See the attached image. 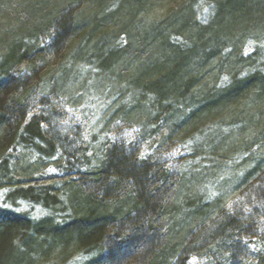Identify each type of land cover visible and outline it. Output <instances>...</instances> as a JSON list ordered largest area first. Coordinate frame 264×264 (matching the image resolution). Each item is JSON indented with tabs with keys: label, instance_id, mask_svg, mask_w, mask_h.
<instances>
[{
	"label": "trees",
	"instance_id": "trees-1",
	"mask_svg": "<svg viewBox=\"0 0 264 264\" xmlns=\"http://www.w3.org/2000/svg\"><path fill=\"white\" fill-rule=\"evenodd\" d=\"M43 1L51 13L43 24L56 28L51 47L64 50L66 41L81 33L83 42L69 57L73 66L91 51L101 69L127 82L134 120L164 126L168 132L161 142L192 141L188 156L200 157L199 172L214 170L217 182L228 187L239 171L246 179L264 167V70L240 67L252 58L242 55L241 42L264 38V0H207L213 8L206 22L197 19L195 0H187L161 19L126 28L122 46L114 45L124 29L109 27L119 17L108 10L114 0H86L83 11L93 14L88 17L70 12L82 0H35V12ZM150 1L133 0L130 7L135 14ZM42 26L14 32L7 47L9 34L0 40V154L16 142L46 157L59 149V133L44 129L42 115L34 113L25 122L34 85L12 70L24 61L34 67L45 55L43 47L25 42ZM66 74L67 69L57 81H68ZM122 146L107 147L84 173L89 183L68 185L69 220L32 221L0 209V264H26L30 252H46L44 242L69 255L94 252L85 264H184L190 253L204 250L219 258L214 264L235 262L241 244L246 247L243 236L257 235L256 223L243 212L225 210L223 196L207 198L194 168L176 171L161 158L139 157ZM239 157H245L242 165H251L238 170ZM10 197L45 206L61 202L57 193L31 186H19ZM257 258L256 264H264V255Z\"/></svg>",
	"mask_w": 264,
	"mask_h": 264
},
{
	"label": "rangeland",
	"instance_id": "rangeland-1",
	"mask_svg": "<svg viewBox=\"0 0 264 264\" xmlns=\"http://www.w3.org/2000/svg\"><path fill=\"white\" fill-rule=\"evenodd\" d=\"M34 1L0 0V40L1 37L5 38V34H9L4 39L7 47L8 42L14 38V32L17 34L18 31H28L30 28H36L39 23L43 25L37 37L29 38L28 34L25 36V42L30 41L32 45L43 47L45 55L36 60L34 67L31 62L24 61L12 70L16 75L27 76L25 79L34 85L25 119H30L34 113L42 115L45 118L44 129L49 128L59 133V149L54 156L46 157L37 153L28 143L16 142L0 154V164H4V169L0 172V209L32 221L49 219L51 223L56 224L69 220L73 209L67 197L71 187L68 185L91 181V177L84 173H87L91 165L96 164V160L105 153L107 147L115 144L122 150L124 145L131 151H137L135 153L139 157L153 155L161 158L164 166L172 169L176 167V171L194 168L198 177L204 181L201 187L207 192V198L213 199L221 195L225 210L247 214L248 220L256 223L258 233L243 236L246 247L241 244V249L237 251L238 259L234 261L256 264L258 255H264V167L246 179L245 171H239L228 187L217 182L219 179L214 176V170L199 172L202 169L200 157L192 159L188 156L191 153L192 141H182L175 137L161 142L166 132L164 126L158 129L156 124L134 120V115L131 116L129 112L133 103L127 82L111 69H101L98 60L93 59L91 51H84L80 63L73 66L74 63L72 64L69 57L76 55V48L82 44L81 33L68 39L61 52L59 48L51 47L56 28L43 24L50 19V9L46 7L50 4L43 1L39 11L35 12L36 5H32ZM131 1L133 0H111L112 3L108 6L110 12L119 13V17L115 18L109 27L117 28L118 31L124 29L114 46H122L127 42L126 28H133L137 22L148 23L161 19L170 12L169 10L177 8L187 0H153L149 4L144 3L147 5L142 9L145 12L135 10V14L130 7ZM194 2L197 19L200 22L208 21L213 5L207 0ZM86 3V0L74 2L69 7L72 15L93 16L91 11H83ZM135 9H138V6ZM241 43L242 55L252 58L251 62L246 61L240 64V67H244V71L251 68L264 70V38H248ZM3 52L4 45L0 46V55ZM256 52L257 55L254 56ZM121 67L122 65L119 69ZM66 69L64 79L68 81H57ZM225 78L223 75L222 80ZM126 112H129L128 115ZM243 162L245 157H239L234 162L238 170L240 167L251 165L249 162L242 165ZM216 175L221 174L217 172ZM227 176H230V173ZM19 186H31L37 192L57 193L61 202L45 206L41 202L10 197V192ZM44 243L46 252H30L26 264H85L95 254L81 251L69 255L64 253L65 251H51L47 246L49 243ZM231 260L229 258L228 262L223 264H235L229 263ZM217 261L219 258L204 250L201 253H190L184 264H214Z\"/></svg>",
	"mask_w": 264,
	"mask_h": 264
},
{
	"label": "bare ground",
	"instance_id": "bare-ground-1",
	"mask_svg": "<svg viewBox=\"0 0 264 264\" xmlns=\"http://www.w3.org/2000/svg\"><path fill=\"white\" fill-rule=\"evenodd\" d=\"M28 120H29V119H28ZM28 120L25 119V122L28 121Z\"/></svg>",
	"mask_w": 264,
	"mask_h": 264
}]
</instances>
